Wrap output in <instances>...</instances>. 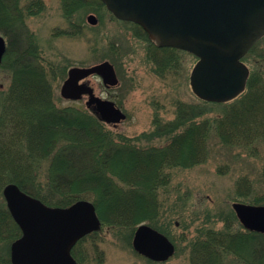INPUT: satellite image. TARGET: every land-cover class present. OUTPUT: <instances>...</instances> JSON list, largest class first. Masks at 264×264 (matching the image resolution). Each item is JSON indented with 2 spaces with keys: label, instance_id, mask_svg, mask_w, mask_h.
Returning a JSON list of instances; mask_svg holds the SVG:
<instances>
[{
  "label": "trees",
  "instance_id": "1",
  "mask_svg": "<svg viewBox=\"0 0 264 264\" xmlns=\"http://www.w3.org/2000/svg\"><path fill=\"white\" fill-rule=\"evenodd\" d=\"M61 4L67 17L86 4L105 6L101 0ZM45 8V0H0V33L9 40L3 67L12 73L11 87L4 96L0 92V244H11L22 235L3 198L8 183L51 206H69L91 192L102 228L81 237L72 253L79 264H102L103 226L135 232L141 223L158 224L167 203L160 194L168 192L171 169L205 162L214 137L225 145L258 151L264 144V77L251 74L246 89L227 101L219 115L198 120L207 113L206 107L193 114L179 102L177 124L182 123L183 130L162 146L142 148L133 138L112 132L95 113L59 104L54 81L62 68L48 61L26 23L27 14L37 15ZM76 28L72 31L78 34L80 25ZM142 35L150 41L149 60L160 74L176 68L180 49L161 48L144 30ZM166 50L172 56L163 61L160 55ZM261 177L262 189H246L239 182L236 199L264 204V164ZM226 254L238 256L243 264H264V233L246 228L240 220L234 227L226 221L223 228H209L192 242L190 262L225 264ZM0 264H13L10 253L0 254Z\"/></svg>",
  "mask_w": 264,
  "mask_h": 264
},
{
  "label": "rangeland",
  "instance_id": "2",
  "mask_svg": "<svg viewBox=\"0 0 264 264\" xmlns=\"http://www.w3.org/2000/svg\"><path fill=\"white\" fill-rule=\"evenodd\" d=\"M45 2V10L37 15L27 14L26 23L48 61L62 68L61 77L54 81L55 94L61 106H80L94 113L87 107V96L81 99L64 98L61 87L71 67H88L108 60L115 67L118 84L107 85L98 74H91L82 81H89L98 96L115 101L126 113V118L118 124L104 122L107 128L133 138L142 148L162 146L183 130L182 123L177 124L180 121L176 115L179 102L189 106L187 109L191 108L193 114L199 108L203 110L206 107L207 113L198 117V120L219 115L226 110L227 101L205 105L204 99L194 91L191 74L198 61L195 54L181 50L174 64L176 68L170 67L172 69L162 75L155 63L149 60L150 41L142 35L144 29L139 24L135 26L130 21L116 18L106 5L86 4L67 17L61 0ZM90 14L98 18L96 24L88 21ZM77 25H80V31L75 34L72 30H78ZM6 40L8 52L7 37ZM7 52L0 63L2 96L11 87L12 80V73L3 67ZM171 56L172 52L166 50L160 58L164 61ZM243 61L248 65L250 75L264 77V39ZM263 164V143L257 152H253L246 147L222 144L214 137L210 155L205 162L171 169L172 180L168 192L161 190L160 194L162 199L167 200L164 206L166 211L158 224L146 222L167 235L175 244L173 256L166 261L153 260L134 248L133 230L103 226L99 241L104 251L102 264H191L190 248L196 238L209 228H223L226 221L234 227L240 220L233 203L249 202L236 199L237 185L242 182L246 189H262ZM94 196L90 192L88 198L81 199L94 203ZM3 198L6 202L4 194ZM11 245L1 243L0 254L10 253L11 256ZM238 259V256L226 254L224 263L243 264Z\"/></svg>",
  "mask_w": 264,
  "mask_h": 264
},
{
  "label": "water",
  "instance_id": "3",
  "mask_svg": "<svg viewBox=\"0 0 264 264\" xmlns=\"http://www.w3.org/2000/svg\"><path fill=\"white\" fill-rule=\"evenodd\" d=\"M118 18L140 24L159 46L177 47L199 57L191 74L196 94L225 102L237 97L247 85L248 65L242 60L264 36V0H102ZM92 24L95 14L88 16ZM7 40L0 34V63ZM97 73L107 85L119 82L114 65L106 60L88 67L73 66L62 84L68 99L88 95L87 106L107 123H120L126 113L116 103L95 93L85 77ZM22 236L11 245L13 264H78L72 254L76 242L101 228L95 204L81 199L67 207L49 206L16 183L3 190ZM243 225L264 233V205L234 202ZM134 248L141 254L166 261L175 253L170 238L144 223L135 231Z\"/></svg>",
  "mask_w": 264,
  "mask_h": 264
}]
</instances>
